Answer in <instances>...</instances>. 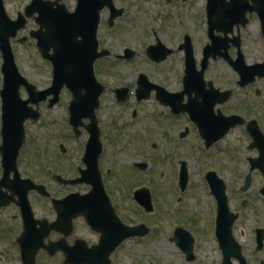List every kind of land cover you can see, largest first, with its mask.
Masks as SVG:
<instances>
[{
    "label": "rangeland",
    "instance_id": "obj_1",
    "mask_svg": "<svg viewBox=\"0 0 264 264\" xmlns=\"http://www.w3.org/2000/svg\"><path fill=\"white\" fill-rule=\"evenodd\" d=\"M30 2L31 0H5V6L8 14L16 19L20 12L24 13L25 7ZM63 2L70 9L74 6V0H63ZM202 7L203 0H195L192 7L186 8V27L179 21V17H176V10L171 15L172 26L176 28V32L186 28L194 29L199 46L203 45L201 39L204 37V26L200 25L199 21L196 22V18H200ZM134 21L130 18L123 20L118 31L111 30L113 27L103 28L99 37L107 38L109 42L114 41L115 46L112 44L108 46L117 52L124 45L127 46V43L131 45L138 43L139 47L140 34L147 36L146 33L151 27L159 28L161 24L159 19L150 18L143 27L144 20H141L140 27L134 28L132 27ZM257 26L258 24H254L251 27L249 35L258 31ZM36 29L38 23L29 19L27 26L19 32L17 38L12 40V46L19 70L31 83L39 89H44L52 82V66L42 57L36 40L30 37V32ZM259 33L260 28L256 35L245 38L247 60L251 63L262 61L261 59L264 58V41ZM23 36H27L26 42L19 40V37ZM118 42H121V45ZM202 57L201 51L197 53L198 62ZM2 61L0 52V64ZM213 63L211 60L205 74L207 80H213L221 88L236 85L237 75L228 65L221 61L216 62L215 66ZM183 65L180 54L172 56L161 64H153L144 56H136L130 61L108 56L99 60L96 73L99 80L110 88L127 86L134 92L137 88L138 75L143 72L151 81L162 84L170 91H176L182 87ZM1 88L2 78H0ZM235 89L230 104L220 108L225 114L237 113L248 121L257 119L264 129V79H258L254 85L246 88L235 86ZM257 90L261 95H257V92L255 94ZM64 92V97L62 96L52 108H48L47 103H40L41 118L38 121L25 122L26 137L18 158L22 177H29L37 183L45 184L55 196L66 193L67 190L83 191L89 187L86 184L60 187L53 180L55 173L74 178L78 175L79 167H85L82 158L89 138V133L84 127H80V134L75 135L70 126L68 106L71 94L68 90ZM21 95L23 98L28 97L24 88L21 89ZM101 98L102 102L97 108V118L105 150L103 156H100V161H102L103 173L113 191V199L127 223L133 225L145 222L152 228L149 235L140 239H131L118 249L112 256L113 264H221L222 252L215 237L211 206L217 204L213 195H208L206 191L203 178L206 168L215 169L225 179L231 209L241 213L235 224L234 233L243 246L248 264H264V246L261 250H257L256 242V228L264 229V197L260 193L264 186L262 173L253 172V180L247 193L240 192L244 178L249 172L248 158L257 156L256 149L249 147L252 140L246 130L237 127L211 150H207L186 114L173 118L176 116H173L168 108L158 105L154 98L138 102L135 95H130L127 101L118 102L113 89L105 90ZM134 113L136 116H133ZM85 121L88 122V119ZM188 126L189 133L184 138H180L179 132L184 131ZM169 137L171 140L176 138L177 141L171 142ZM202 147L205 151L201 150ZM169 151H172V154ZM211 155V159L206 158ZM177 160H186L188 164L190 185L186 196H183L184 193L180 192L178 186L181 163ZM140 162H145L147 168L137 171L135 164ZM138 185L152 187L153 211L146 212L135 202L132 193L133 188ZM180 194H183L181 201ZM30 199L37 217H46L50 220L54 218V212L47 198L32 192ZM243 199L248 200L246 207L241 206ZM11 214H13V235L17 232L20 234L22 224L18 217L19 208L15 204L0 212V221H8ZM191 220L194 221L193 224ZM75 224L76 235L92 238L86 233L81 221L77 220ZM177 225L190 230L195 237L196 259L192 262L185 260V255L173 238V231ZM59 237L58 232H52L46 240H57ZM8 241L7 237L0 235V264H23L17 249L13 248V259L10 257ZM4 250L10 257L9 260L3 258L7 256ZM43 255H40L37 264L62 262V255L59 252L51 255L52 257Z\"/></svg>",
    "mask_w": 264,
    "mask_h": 264
},
{
    "label": "water",
    "instance_id": "obj_2",
    "mask_svg": "<svg viewBox=\"0 0 264 264\" xmlns=\"http://www.w3.org/2000/svg\"><path fill=\"white\" fill-rule=\"evenodd\" d=\"M261 8L264 7V0H258ZM237 5V2H233ZM231 7V4H226ZM211 10L215 7V0H211ZM102 4L100 0H79L78 9L74 12L68 10L67 6L60 3V0H32L25 8V13H19L16 20H12L5 9L4 0H0V44L4 57L3 73H4V89L2 90L3 97V144L1 152L3 156L4 179L0 183V187H6L13 191V195L7 196L0 200V205H5L13 199L17 201L23 209L25 218V231L20 237L19 243L23 250V259L25 264H36V255L41 247H47L52 252L56 249H63L66 252L67 258L65 264H97L94 261V254L100 256L101 263L106 258V263L110 264L108 259L111 250L115 245L125 237L142 236L148 233L145 225L126 228L125 234L122 236L118 227L114 226L113 242H109L105 236L102 237L104 244L94 247L91 250L85 245L78 247L77 252H69V249L64 245L63 241L44 245V239L49 234L51 229L56 228L68 234L69 231L62 230L57 222L55 226L47 225V221H42L41 226H36L38 221L34 220L32 207L29 201V192L37 190L42 194L49 195L43 185L35 184L31 179H22L18 170L19 152L25 140V122L28 119L38 120L40 113L38 109L30 106V103L38 105L41 101L46 100L48 96L53 95L50 106L59 100V95L67 86L72 94L70 103L71 124L78 131V125H83V118H90L91 122L87 125V129L91 133L90 147H95L94 155L85 157L88 163V169L84 170L82 179L74 181H91L95 180L96 187L87 195L74 194L73 197H67L63 201L53 200L54 206L58 213V218L65 216L70 211L78 215L85 214L87 218L92 215V206L103 202L105 191L100 181V176L97 170V156L100 150V129L96 117V109L100 105V96L105 87L97 79L95 73V62L97 59L107 52L99 53V42L97 39L98 27L100 24V11ZM229 10L219 17L217 20H212L211 29L214 30V25L219 29H223L231 25L235 18L229 20L234 15L229 14ZM35 17L39 24V29L33 31L31 36L37 39V46L44 58L51 61L53 65V84L50 88L38 91L36 86L31 84L19 71L15 62L14 53L12 52L10 38L16 37L19 30L24 28L29 17ZM264 29V18L262 19ZM228 32V30H226ZM213 40L216 37L212 36ZM27 38H22L25 41ZM213 49V46L212 48ZM215 56V54H213ZM157 61L162 58L154 55L151 56ZM209 56L207 55V59ZM206 59V60H207ZM234 67L239 68L243 63V57L237 61L230 59ZM207 66V61L204 62V69ZM260 66V65H256ZM256 66L250 67V74L262 75L264 72H259ZM255 67V68H254ZM197 71L193 51H190L186 56V75L184 77V90L181 93H169L164 87L155 85L149 81V78L141 74L138 80L139 88L137 96L139 100L148 98L153 90L157 91V98L167 105H171L173 110L178 113L181 111L189 112L192 120L198 125L201 135L208 140V145H211L216 140L223 137L227 131L243 120L237 116L225 117L223 115H215L213 113L214 106L219 100L213 91V88H206L204 79V71ZM248 74V73H245ZM249 74V75H250ZM25 86L29 98L23 99L20 94V89ZM118 99L126 100L129 95L128 88L117 90ZM193 93L195 97H193ZM189 95L187 104L182 105L184 95ZM226 99L227 96H222ZM226 123V124H224ZM249 131L256 140V145L261 151L260 158L252 159L253 171L259 167L264 173V136L258 128L257 122L253 121L249 125ZM186 166V163H184ZM13 172L14 178L10 179ZM215 176V174H213ZM188 180V173L184 167L181 171V180ZM252 176L249 174L246 179V184L243 190H247L251 184ZM216 198L218 200V217H217V237L224 253L223 264H232L231 259L237 257L242 260V264H246L241 255V246L235 241L232 235V226L239 217L238 214H233L229 207V200L226 194V185L217 176L210 183ZM143 192L149 193L147 189H142ZM264 194V187L262 189ZM18 196V199H16ZM139 199V195H136ZM8 198V199H6ZM76 199V201L73 200ZM147 203L151 208V198L149 196ZM245 204V202L243 203ZM96 209V208H95ZM111 211L114 212L112 208ZM60 222V220H59ZM177 243L180 248L186 253L188 260L195 258L193 252L194 239L191 234L184 229L176 231ZM259 248L262 247V238L259 240Z\"/></svg>",
    "mask_w": 264,
    "mask_h": 264
},
{
    "label": "flooded vegetation",
    "instance_id": "obj_3",
    "mask_svg": "<svg viewBox=\"0 0 264 264\" xmlns=\"http://www.w3.org/2000/svg\"><path fill=\"white\" fill-rule=\"evenodd\" d=\"M107 1L110 3H106L105 7L101 11V23H100L101 27L99 31V36L102 33L101 30L106 27L108 28L113 27L111 30L118 31L121 28V22L123 20H127V18L128 19L130 18L131 21L135 20L134 24L132 25V27L134 28L140 27L141 20H144L142 22V27H143L144 23L148 22L150 18L159 19L161 21V24L159 28L151 27L149 29V32L146 33L147 36L145 34H140L139 47H138V43L135 45H131L127 43V46L124 45L122 49H119L116 52L114 50H111L108 46L110 44L115 46L114 41L109 42L107 38L99 37L101 48L103 49L108 48L113 52V54L116 57L118 56L123 57V55L125 56V55L132 54L130 49L135 51L136 56H147L148 48L150 46H154L156 48L162 47L161 49H159V52L161 51L165 52V51L170 50V52L168 53V58H167L168 60L169 58H171L172 56L176 54H180L183 59L189 48H193L196 54L199 53L200 51L203 53L205 47L210 44L209 29H210V24L213 23L212 20L215 21L219 19L222 13L223 14L225 13L223 6L227 3H230L231 0H218L219 3L215 5L213 11L211 10V7H210L211 0H203V7H202L200 18L199 19L196 18L197 19L196 22L199 21L200 25L203 24L204 26V37L201 39V44H203L202 46H199V42H198L197 37L195 36L194 29H187V28L185 30L181 29V31L177 33L176 28L172 26V22H171V15H173L174 10H176V13H175L176 17L178 16L179 21L182 22V25L186 27V23H187L186 8H188L189 6L192 7L195 0H107ZM220 3L222 5H220ZM252 5H255L253 0H241L234 8H231L229 10V14L234 15L236 19V23H234V26H233L234 34L230 35L229 39L226 40L224 43V46H227V52L229 56L231 57H236L238 52L242 51L243 54L245 55L244 57L246 58L247 50H246V45H245V38L248 36L256 35L257 32L259 31V28H258V31L256 29L257 32H255L252 35H249L251 27L254 24L256 25L258 24L257 27H260V30H261V23L259 21V15L257 11H254V10L246 11V7L248 8V7H251ZM177 9H182V10L178 11ZM183 9H185V11ZM243 10H245L244 14H243ZM231 19L232 18L230 17L229 20ZM243 21H245V24H243ZM214 33L217 37H223L224 35V33L218 31V29H215ZM236 43H238V45H236ZM118 44L121 45V42H118ZM127 48L128 50H126ZM225 50L226 49H222V51H225ZM212 61L216 62L215 60H212ZM218 61H221L222 63L228 65L229 68L231 69V66L227 62H225L224 59L223 60L218 59ZM252 85L254 84H251L248 86H252ZM235 86L237 85L227 87V88H222L221 90L231 89L232 90L231 96L232 95L234 96L235 90H236ZM239 86L241 87V85ZM219 87L221 88V86ZM256 92L259 95H261V92L259 90L255 91V94ZM0 134H1V130H0ZM63 196H60V197H63ZM54 219H55V214L52 220ZM77 220L78 219L74 220L73 222L72 232L71 233L69 232V235L67 236L59 233L60 237L57 240L62 239L63 243L73 245L77 239L83 238L89 243V245L97 244L100 239V233L97 231L91 230V228L87 226L85 223H83V220L81 219H79V221H81L82 225L86 228V231H87L86 233H89L92 236V238L84 237L81 235H76L75 222ZM5 226H6V231L4 233L5 237L12 238L13 237V214H11V216L8 218V221H5ZM1 233L2 232L0 230V235ZM57 240H54V241H57ZM124 244L125 243H122V247L124 246ZM120 248L121 247H118L115 252H117L118 249ZM10 250H11L10 257L13 259V243H10ZM4 252L6 253L5 250ZM4 252L2 251V253ZM58 252L62 255V262H61L62 264L65 261V253L63 251H58ZM10 257L7 255L6 257H3V258H7L9 260Z\"/></svg>",
    "mask_w": 264,
    "mask_h": 264
}]
</instances>
